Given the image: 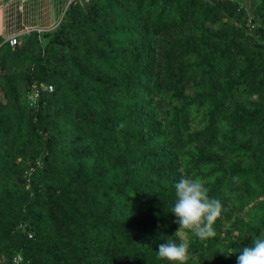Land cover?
<instances>
[{"label": "trees", "instance_id": "obj_1", "mask_svg": "<svg viewBox=\"0 0 264 264\" xmlns=\"http://www.w3.org/2000/svg\"><path fill=\"white\" fill-rule=\"evenodd\" d=\"M182 177L215 237L175 235ZM261 232L264 0H71L0 36V264H236Z\"/></svg>", "mask_w": 264, "mask_h": 264}, {"label": "clouds", "instance_id": "obj_2", "mask_svg": "<svg viewBox=\"0 0 264 264\" xmlns=\"http://www.w3.org/2000/svg\"><path fill=\"white\" fill-rule=\"evenodd\" d=\"M176 201L171 213L176 217L178 229L191 232L199 239L215 237V221L221 216L223 206L218 199L210 198L209 189L196 178L182 177L175 185ZM188 243L179 244L170 239L158 245L157 258L169 264H186L189 259ZM236 264H264V232L253 234L250 245L240 249Z\"/></svg>", "mask_w": 264, "mask_h": 264}, {"label": "crops", "instance_id": "obj_3", "mask_svg": "<svg viewBox=\"0 0 264 264\" xmlns=\"http://www.w3.org/2000/svg\"><path fill=\"white\" fill-rule=\"evenodd\" d=\"M71 0H0V36L26 35L27 29L55 27ZM251 8L258 0H237Z\"/></svg>", "mask_w": 264, "mask_h": 264}, {"label": "built area", "instance_id": "obj_4", "mask_svg": "<svg viewBox=\"0 0 264 264\" xmlns=\"http://www.w3.org/2000/svg\"><path fill=\"white\" fill-rule=\"evenodd\" d=\"M32 30H33V29H27V30H26V33H27L26 35H28L29 32H31ZM38 31H40V29H38ZM26 35H21V34H19V35H11V36H9V37L6 39V41L9 43L10 46L14 47V46H15L16 44H18V43L22 40V38H24ZM48 89L51 90V89H52V85H48ZM32 97H37V92H35L33 96H30V98H32Z\"/></svg>", "mask_w": 264, "mask_h": 264}, {"label": "rangeland", "instance_id": "obj_5", "mask_svg": "<svg viewBox=\"0 0 264 264\" xmlns=\"http://www.w3.org/2000/svg\"><path fill=\"white\" fill-rule=\"evenodd\" d=\"M180 233V235L182 236V237H185V232L184 231H181V232H179Z\"/></svg>", "mask_w": 264, "mask_h": 264}]
</instances>
